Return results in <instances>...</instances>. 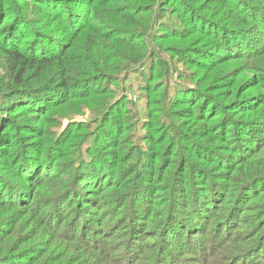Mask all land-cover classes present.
I'll use <instances>...</instances> for the list:
<instances>
[{
    "label": "trees",
    "instance_id": "1",
    "mask_svg": "<svg viewBox=\"0 0 264 264\" xmlns=\"http://www.w3.org/2000/svg\"><path fill=\"white\" fill-rule=\"evenodd\" d=\"M263 230L264 0H0V264H260Z\"/></svg>",
    "mask_w": 264,
    "mask_h": 264
},
{
    "label": "rangeland",
    "instance_id": "2",
    "mask_svg": "<svg viewBox=\"0 0 264 264\" xmlns=\"http://www.w3.org/2000/svg\"><path fill=\"white\" fill-rule=\"evenodd\" d=\"M247 75L250 76L251 74H247ZM112 87H114V86H112ZM128 92H129V96H128L129 100L134 103L135 109L143 112L144 111V100L141 98L140 94L137 91L131 90V89ZM126 108L131 109L132 106L129 104L126 106ZM91 118L92 117H91L90 111L88 109H86L85 113L72 117V120L88 121ZM229 135H231V134H229ZM164 168H166V166ZM168 174H169V171H168L167 175ZM155 185L157 186L158 183H156ZM164 187H167V185H165ZM87 188L92 189V186H87ZM158 188L159 187H157V189ZM225 195L219 196L220 199L217 202H215L216 204L217 203L219 204L221 209H223V207L226 206L227 204H231V201L233 199V196L231 193L230 194L226 193ZM159 197H161L162 201L165 200V203H163L162 205H159V208L165 209V205L167 204L168 201H169L168 205H172L171 198L173 197V195H171V197H169L168 192H164V193H161V195ZM175 197H179V195H176ZM179 198H180L182 204H180V205L175 204L174 205V214L180 219L181 223H183V224H187V223L191 224L192 223L194 225L193 227H198L197 229L199 231V234H197L196 236L194 235L195 239L201 238L202 232L208 231L209 233H211V228L213 226H215V230H216V228L218 226L216 224H218L220 222V220L218 218L217 219L214 218V213H216L215 209H219V208H214V202L206 201V202L202 203L199 206V209H200L199 214L200 215H198L197 212L192 210L194 208L192 205V195H184L183 198H181V197H179ZM157 199H160V198H157ZM250 202L251 201L247 199L246 205H248ZM260 203H263V200H261V199L256 200L255 203L250 204V207H248L246 212L242 213V214L246 215V218H243L244 220H243V223L241 224L242 228L246 229V227L254 225L252 222H249L251 219L250 215L254 211V207H258ZM219 211H221V210H219ZM115 221L116 220L112 216H110L109 218L106 219L105 226L110 227ZM222 221L224 222V219ZM21 223L22 224L24 223L26 225L23 227H20L21 225L17 226L16 231H15V238H16V236H20L22 234H25V233H28L32 230L37 229L36 228L37 222H36V219L33 215L29 214V215L25 216L23 218V220L21 221ZM210 223H212L211 228L209 226ZM231 226H233L232 223H230V224L228 222L224 223V235H225L226 231H228L231 228ZM219 228H220V225H219ZM235 232H237V230L232 231L231 236ZM250 232L251 231L247 229L244 231L243 235L245 237H248L250 235ZM47 237H48V235H47ZM250 239H251V243L255 246L258 245L259 243H262L264 241V230L261 233L257 234L254 238H250ZM49 241H50V249H52L55 245H59L55 248V252L61 253L62 255H65V260H67L70 257H75V259L78 261L79 257H81L83 255L85 260H80L79 264L86 263V261H88L89 257H91L93 259L91 262L92 264H109L108 262L101 261L100 257L92 256L93 252H90V250H89V252L83 251L82 249H80L76 245H69L68 246L65 243H63L64 245H61L62 243L55 238H53V239L50 238ZM124 241H126V240H124ZM108 242L111 243L112 246H115L116 244L120 243V240L112 239V240H108ZM26 245L29 246V244H26ZM74 248H76L78 250L73 251ZM182 252H183V250H181V249L179 251H177V253H182ZM56 253H51V254L54 257H56ZM261 255L263 258L261 260L259 259V262H260V264H264V249L261 252ZM213 257H214V260H212V262H210V264H219L220 262H223L225 260V259H223V260L219 261L220 256H213Z\"/></svg>",
    "mask_w": 264,
    "mask_h": 264
}]
</instances>
